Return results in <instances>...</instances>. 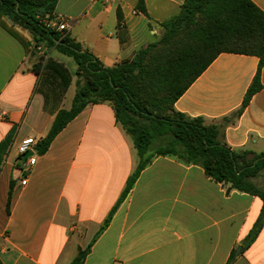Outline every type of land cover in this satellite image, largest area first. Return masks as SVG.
Returning <instances> with one entry per match:
<instances>
[{
	"label": "crops",
	"instance_id": "0c3cea01",
	"mask_svg": "<svg viewBox=\"0 0 264 264\" xmlns=\"http://www.w3.org/2000/svg\"><path fill=\"white\" fill-rule=\"evenodd\" d=\"M186 1L59 0L54 13L67 20L72 39L112 68L159 40L162 24ZM251 1L264 12V0ZM9 28L2 17L0 264H72L88 249L84 264H227L233 253L232 264H264V227L244 247L263 202L214 182L201 166L156 157L117 206L139 157L108 103L87 106L46 153L35 150L36 163L28 166L19 145L45 138L56 114L35 91L29 34L18 30L22 42ZM66 58L59 54L57 61L67 67ZM259 62L252 55H219L175 109L207 124L224 123V140L233 150L264 153V67L260 90L236 116ZM75 94L72 82L62 108H71Z\"/></svg>",
	"mask_w": 264,
	"mask_h": 264
},
{
	"label": "trees",
	"instance_id": "16d2710c",
	"mask_svg": "<svg viewBox=\"0 0 264 264\" xmlns=\"http://www.w3.org/2000/svg\"><path fill=\"white\" fill-rule=\"evenodd\" d=\"M58 1L0 0V19L12 23L8 29L12 35L24 42L14 29L28 32L36 47L47 43L48 50L71 58L76 66V94L67 110L62 104L73 82L71 72L47 53L34 59L30 71L38 79L35 91L44 96L45 109L56 114L36 152L46 153L55 137L87 106L108 103L139 157L117 206L153 159L175 157L201 166L214 182L263 202L260 216L244 241V247H250L264 227V153L231 149L224 140V123L207 124L204 118H191L178 112L175 103L219 55H252L260 60L259 71L236 116L242 114L261 88L264 12L251 0H187L179 15L162 24L159 40L141 48L131 61L106 68L68 33L49 30L40 22L39 18L54 13ZM25 46L33 57L35 50L29 51V43ZM11 197L12 189L9 200ZM88 252H80L72 264H84ZM235 257L233 253L227 264Z\"/></svg>",
	"mask_w": 264,
	"mask_h": 264
},
{
	"label": "built area",
	"instance_id": "2783aa9c",
	"mask_svg": "<svg viewBox=\"0 0 264 264\" xmlns=\"http://www.w3.org/2000/svg\"><path fill=\"white\" fill-rule=\"evenodd\" d=\"M44 17H46V19L44 20L43 24L47 29L55 31V32H60V33L68 32L69 30L68 22L64 17L56 15L55 13L48 15V16H44ZM36 145H37V141L33 138H28V139L23 140L18 147L19 157L24 159V156L28 152H33V154L35 155ZM34 155L26 159L25 163L28 166L35 165L36 158L34 157ZM25 184H26V181H23V185Z\"/></svg>",
	"mask_w": 264,
	"mask_h": 264
},
{
	"label": "rangeland",
	"instance_id": "374dc122",
	"mask_svg": "<svg viewBox=\"0 0 264 264\" xmlns=\"http://www.w3.org/2000/svg\"><path fill=\"white\" fill-rule=\"evenodd\" d=\"M51 14H53V13L46 14L45 16H48V15H51ZM45 19H46V17L39 18V20H40V22L42 24L44 23V20ZM14 30L19 33L18 30H16V29H14ZM28 34H29V37H30V39H29L30 41L27 42V43H29L28 49H29V51L30 50H35V54L33 55V58L34 59L37 58V57H39V56H41V55H43L44 53H47L48 54V57H51V58L57 60V57L59 56V54H58V52H56V50H54V49H49L48 50L47 43H39L38 44V47H36L37 44L33 40L32 35H30V33H28ZM162 34H163V29H162ZM162 34H161V36H162ZM65 60H66V63H67V67L74 74L75 73V68H76L74 61L72 59H70V58H66ZM76 81H77V78L73 76V82H74V84H76ZM72 92H73L72 94H74L75 87H73Z\"/></svg>",
	"mask_w": 264,
	"mask_h": 264
},
{
	"label": "water",
	"instance_id": "95a60500",
	"mask_svg": "<svg viewBox=\"0 0 264 264\" xmlns=\"http://www.w3.org/2000/svg\"><path fill=\"white\" fill-rule=\"evenodd\" d=\"M33 152H28L25 156H24V160H26L28 157L33 156Z\"/></svg>",
	"mask_w": 264,
	"mask_h": 264
}]
</instances>
